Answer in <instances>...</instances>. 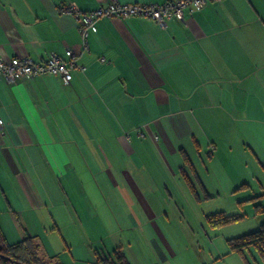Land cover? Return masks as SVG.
<instances>
[{
    "label": "crops",
    "instance_id": "crops-1",
    "mask_svg": "<svg viewBox=\"0 0 264 264\" xmlns=\"http://www.w3.org/2000/svg\"><path fill=\"white\" fill-rule=\"evenodd\" d=\"M109 1L0 0V55L38 61L71 49L85 67L67 85L58 75L14 83L0 76V159H19L21 150L66 171L72 154L125 157L131 163L119 170L123 182L116 177L105 186L114 203L113 193L124 194L139 226L142 216L157 215L146 161L159 158L174 174L168 159H180L185 143L215 147L213 158L246 154L234 145L264 146V0L211 1L187 13L185 24L171 17L164 28L142 16L102 17L85 49L76 19L59 8L91 10ZM22 184L34 197L27 174Z\"/></svg>",
    "mask_w": 264,
    "mask_h": 264
},
{
    "label": "rangeland",
    "instance_id": "rangeland-1",
    "mask_svg": "<svg viewBox=\"0 0 264 264\" xmlns=\"http://www.w3.org/2000/svg\"><path fill=\"white\" fill-rule=\"evenodd\" d=\"M183 146L200 181L208 183L205 191L180 150V159H168L174 174L159 158L146 161L142 168L152 186L147 195L156 197L157 215L152 221L142 216L139 226L133 224L131 209L120 197L124 194L113 193L117 195L114 203L105 186L116 177L123 182L119 170L131 163L125 157L115 159L109 153L110 161H106L95 154L90 158L72 154L66 171L49 159L19 154L21 150H17L19 159L4 160L8 169L0 159V226L7 241L34 236L45 264H102L100 259L115 248L123 251L130 264H263L254 247L242 255L230 250L226 241L264 222V157L260 152L264 146L234 145L246 154L214 158L215 147ZM181 169L192 180L198 199ZM26 174L35 185L34 197L21 187ZM217 211L242 218L210 227L205 217Z\"/></svg>",
    "mask_w": 264,
    "mask_h": 264
},
{
    "label": "built area",
    "instance_id": "built-area-1",
    "mask_svg": "<svg viewBox=\"0 0 264 264\" xmlns=\"http://www.w3.org/2000/svg\"><path fill=\"white\" fill-rule=\"evenodd\" d=\"M211 1L219 0H166L162 3L136 2L124 3L111 0L95 9L82 10L73 3L61 6L59 12L72 15L78 24L83 47L87 48L88 36L97 31V22L102 17L129 18L131 16L147 17L160 27L166 26V20L174 17L186 23V14L200 11ZM77 62V55L71 49L65 50V56L51 51L47 58L35 61L28 56L6 57L0 55V76L7 82L14 83L20 77L58 75L64 85L69 84L74 69L83 70ZM0 116V129L2 128Z\"/></svg>",
    "mask_w": 264,
    "mask_h": 264
},
{
    "label": "trees",
    "instance_id": "trees-1",
    "mask_svg": "<svg viewBox=\"0 0 264 264\" xmlns=\"http://www.w3.org/2000/svg\"><path fill=\"white\" fill-rule=\"evenodd\" d=\"M180 152L182 153L185 163L191 167V172L192 174L194 173L197 178V183L200 184L201 189L205 191L188 154L183 149H180ZM181 171L190 191L198 199L192 180L182 169ZM205 218L207 224L210 227L215 228L232 223L233 221L242 218V216L238 214H227L224 211H217L207 214ZM226 242L230 250L240 252L242 255H244L243 252L245 249L254 247L264 264V222L261 223L256 230L229 238ZM39 254L40 246L35 241L34 236L28 234L24 239L11 243L7 241L0 226V264H45ZM100 260L102 264H130L120 248H115L112 250L110 256H104ZM248 264H250L249 261Z\"/></svg>",
    "mask_w": 264,
    "mask_h": 264
}]
</instances>
